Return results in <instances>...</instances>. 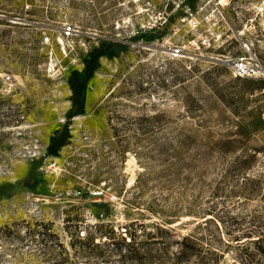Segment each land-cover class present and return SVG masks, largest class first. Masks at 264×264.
<instances>
[{
    "label": "rangeland",
    "instance_id": "rangeland-1",
    "mask_svg": "<svg viewBox=\"0 0 264 264\" xmlns=\"http://www.w3.org/2000/svg\"><path fill=\"white\" fill-rule=\"evenodd\" d=\"M27 4L0 0V264H160L127 236L112 250L132 224L170 251L201 237L209 264H264V81L227 62L241 32L264 62V0H230L220 39L181 60L164 45L194 36L179 18L195 0Z\"/></svg>",
    "mask_w": 264,
    "mask_h": 264
},
{
    "label": "built area",
    "instance_id": "built-area-1",
    "mask_svg": "<svg viewBox=\"0 0 264 264\" xmlns=\"http://www.w3.org/2000/svg\"><path fill=\"white\" fill-rule=\"evenodd\" d=\"M25 6L28 7L27 0H22ZM196 4L193 8L185 7L182 16L179 18L181 23L187 27V32L194 35L186 42L166 41L164 50L170 60L190 59L199 57L200 50L212 46L220 39V34L215 31L216 26L220 21L224 20V10L230 6V0H195ZM168 13L165 9L163 14L158 16L157 23L161 26L167 19ZM155 26L151 25L149 21L139 23L138 31H147ZM250 28L254 27L252 24ZM204 28V30L199 31ZM59 34L56 37L60 52L67 56L75 46V37L79 34L74 25L65 22L58 30ZM51 37L44 33L42 42L50 43ZM239 52L233 56L228 62V69L233 78L247 79V80H262L264 81V62L257 55L253 47V42L250 38L244 36V33H238L236 37ZM82 47L85 46L83 42L79 43ZM47 69L53 70L58 67L59 61L53 55L52 49L47 51ZM71 61L75 63L76 57H71ZM8 79L9 76L5 75ZM103 191H97L95 194L102 195ZM91 222V220H90Z\"/></svg>",
    "mask_w": 264,
    "mask_h": 264
},
{
    "label": "trees",
    "instance_id": "trees-1",
    "mask_svg": "<svg viewBox=\"0 0 264 264\" xmlns=\"http://www.w3.org/2000/svg\"><path fill=\"white\" fill-rule=\"evenodd\" d=\"M204 218V217H203ZM206 220V218L204 219ZM138 224H132L129 230H126V233L121 236V240H115L117 238L116 233L114 231H110L108 233V237L112 239V245L115 252L121 253L122 243L124 237H128V249L125 250L135 261L144 260L148 258H156L160 264H184L185 261L193 258L194 263L191 264H209L205 261L204 253H207L209 249L205 248L200 244L202 241L201 237H196L192 234H186L180 237L179 240H175L174 243L176 245L175 251H170L167 248L170 241H164L162 238L154 233L146 232L144 229H137ZM158 227H156L157 229ZM140 233H137L139 232ZM139 235H144L147 240L144 241L146 243V247L140 246L141 242L137 241L136 238ZM164 246V247H159Z\"/></svg>",
    "mask_w": 264,
    "mask_h": 264
},
{
    "label": "water",
    "instance_id": "water-1",
    "mask_svg": "<svg viewBox=\"0 0 264 264\" xmlns=\"http://www.w3.org/2000/svg\"><path fill=\"white\" fill-rule=\"evenodd\" d=\"M211 59H213V58H211ZM213 60H216V61H218V62L221 61L220 59H217V58H214Z\"/></svg>",
    "mask_w": 264,
    "mask_h": 264
}]
</instances>
